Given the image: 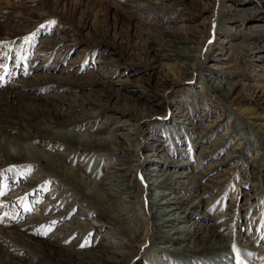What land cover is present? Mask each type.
<instances>
[{
  "label": "bare ground",
  "instance_id": "obj_1",
  "mask_svg": "<svg viewBox=\"0 0 264 264\" xmlns=\"http://www.w3.org/2000/svg\"><path fill=\"white\" fill-rule=\"evenodd\" d=\"M119 1L117 5L122 11L145 14L143 18L155 15L157 11L170 10V4L166 0ZM227 1L244 7H231L236 16L240 14L238 17L241 19L264 21V11L255 9L253 0ZM177 5L176 2L174 6ZM201 13L211 14L212 9L210 11L205 8ZM203 26L204 24H200L190 30L189 37L186 33L179 36L170 33L165 38L150 34L141 38L145 45L151 42L155 45L151 51L157 67L168 68L169 70L164 71L173 72L165 74L160 80L170 84L168 87H176L183 77L192 76L201 54L200 37L204 33ZM259 26L264 28V25ZM74 35L54 34L44 38L40 41L39 49L42 50L41 53L48 46H59L56 49L62 50L70 45ZM258 43L257 40L248 41L241 43L240 47L256 59H264V43ZM107 67L105 64L97 71ZM143 67L140 73L145 75L149 66L145 64ZM213 69L210 66L198 74L197 81L204 86L199 87L201 97H209L208 94L211 93L217 103H228L235 111L246 97H251L257 101L259 107L264 108L263 84L243 85L239 84L238 80L230 82L220 79ZM56 76L65 82L63 75ZM108 76L107 73L102 74L96 84L105 87ZM116 84L118 85L114 88L106 86V99L125 101L123 109L104 104L99 99H83L84 101L79 103L73 101L72 104H66L62 107L63 110L60 109L61 112H57L53 111L55 106L51 100L59 101V97L54 94L44 95L41 97L44 105L37 110L41 118L35 125L33 134L27 123L21 121V125H18L17 121H7L0 115V155L8 152L12 163L23 162V165H28L27 167L33 170L43 164V167L53 173L51 176L50 172L37 169L34 174L37 175L34 181L43 184L40 190L44 188V184L49 186V181L52 183L51 187L49 186L50 196L41 204L35 215L36 223L31 220L21 224V232L16 234L18 240H12L11 243H7L10 242L9 235L0 233V242L6 245L1 249L5 261L11 264H51L36 252L28 255L27 246L32 243H29L31 241L27 232L32 231L34 224H52L57 221L58 227L48 234V238L42 243L63 251L67 261L64 263L65 260H57L53 264H250V253L256 251L255 242L252 244L253 240H257L256 237H246L247 232H244L240 233L237 240H231L226 236L231 226L229 213L222 209L220 212V207H215L224 186L221 180L223 176H210V170L198 169L207 159L214 157L217 151L227 146V141L234 135L233 148L226 157L227 163L233 165V168L239 165L249 166L252 178L257 175L259 179L264 167V138L253 137L251 128L259 126L256 120L260 118V113L246 109L248 113L241 115L237 123H232L229 133L213 139L218 126L204 124L210 113L206 111L197 114L193 107V99L197 97L195 91L192 87H186L179 90L177 98L169 107L173 115L169 123L163 125L168 126V133L152 134V128L155 126L147 125L149 134L142 138L141 143L138 140L139 125L147 119V113H134V109H138L137 106L141 104L132 97L140 91L125 86L124 81H116ZM238 84L242 86V92L233 97L234 88ZM9 92L12 93L10 90ZM146 92L145 97L149 99L148 90H145ZM100 97L105 96L101 94ZM136 97L139 98V94H136ZM142 97L144 96L140 98ZM153 104L158 109L164 107L162 100ZM96 108H99V111ZM72 111L76 113L69 117ZM150 111L157 112L153 108H150ZM100 112L105 114L100 124L96 126L91 123L84 126L86 121L95 119ZM198 115L201 119L195 122ZM188 116L192 117L193 122H186L191 128L179 129L178 123H182L184 117ZM201 126L202 130H199ZM171 131L173 135H169ZM188 133L193 137H188ZM174 135L178 137L175 142L172 140ZM43 139L47 140L41 141ZM179 141L180 147L176 149V143ZM169 142L174 143L172 149L167 147ZM255 143L256 148L260 147V150L253 148ZM62 149L63 152H59ZM193 149L198 150L201 158L207 159H200L191 165L189 160L194 157L191 158L186 151L189 150L190 153ZM243 152L251 155L252 159L246 160ZM106 155L110 158L103 166V158ZM69 157L72 159L67 162ZM142 162H145L144 170L139 168ZM214 165L212 163L210 167ZM217 166H220L219 162ZM27 176L22 175L18 179ZM138 177L145 183V205L134 213V209L138 207V194L142 193ZM248 180L244 178L242 183H248ZM44 192L45 190L40 194L43 195ZM57 209L61 211L56 212ZM75 209L78 211L71 216ZM261 211L259 220H264V208ZM69 216L71 219L67 220ZM61 221L63 223L59 224ZM151 229L155 231L154 238L151 237ZM243 240L244 242H241ZM150 241V254L137 262V250L140 251ZM236 249L243 254L239 261L235 256Z\"/></svg>",
  "mask_w": 264,
  "mask_h": 264
},
{
  "label": "rangeland",
  "instance_id": "obj_2",
  "mask_svg": "<svg viewBox=\"0 0 264 264\" xmlns=\"http://www.w3.org/2000/svg\"><path fill=\"white\" fill-rule=\"evenodd\" d=\"M166 1L170 4V10L157 11L155 15L143 18L145 14H131L122 11L117 5L119 0H0V115L7 121H17L18 125H21V121L27 123L31 134H33L34 127L41 118V114L37 110L44 105L41 99L44 95L54 94L59 97L57 98L59 101L51 100L55 106L53 111L57 112H61L66 104H72L73 101L79 103L84 100L96 101L97 99L104 104L123 109L126 102L116 101L113 98L106 99V89L108 86L114 88L118 85L116 81H124L125 86L133 90L138 89L140 92L136 94H139L140 97L144 96L137 98L136 94L132 95L141 104V106H137L138 109H134V113L138 114L140 111L147 113V119L141 121L139 125L138 140L141 143L142 138L149 134L147 125L155 126L152 128V134L168 133V126L163 125L169 123L173 115L169 107L171 102L177 98L179 90L186 87H192L195 91L197 97L193 99L195 102V105L193 102V107L197 114L206 111L210 113L204 124L218 126L213 139L218 135L229 133L232 123H237L241 119V115L248 113L245 111L246 109L260 113V118L256 120V124L259 126L251 128V135L264 138V108L259 107L256 100L246 97L235 111L230 108L231 105L228 103L219 101L217 103V99H214L211 93L208 95L209 97L212 95V100L209 97H201L199 87L204 88V86L197 81L198 74L211 66L214 68L213 72L220 79L230 82L238 80L239 84L243 85L247 83L264 85V59H256L254 55L240 47L241 43L248 41L257 40L258 44L264 43V28L259 26L264 25V21L252 22L241 19L238 17L240 14L236 16L232 8L244 7L234 4L232 1ZM253 1L256 4L255 9L264 11L263 0ZM176 2L178 5L174 6ZM205 8H209L210 11L212 9V13H201ZM200 24H204V33L200 37L202 49L198 64L191 74L192 76L183 77L176 87L170 88L168 87L170 84L160 80L165 74L173 72L164 71L169 70L168 68L157 67L151 51L155 45L152 42L145 45L141 38L149 34L165 38L170 33L177 36L186 33L189 37V31ZM206 30L208 31L205 33ZM54 34L75 35L71 38L72 43L70 42V45L64 49L58 51L56 47L59 46H48L41 53L40 41ZM58 56L60 58H57ZM134 61L136 62L131 63ZM137 62L139 63L137 64ZM105 64L108 65L107 69L97 71ZM145 64L149 68H147V73L142 75L140 71ZM105 73L109 75L106 78L107 87H102L96 84V81H99L101 75ZM57 74L63 75L65 82L58 79ZM82 83L90 85L83 87ZM239 84L234 88L233 97L242 92V86ZM9 90L12 93H8ZM145 90L149 92V99L145 97L147 95ZM202 91L205 94V91ZM141 92H143L142 95ZM101 94L105 97L101 98ZM160 100L163 101L164 107L158 109L153 103ZM150 108L157 112L150 111ZM96 109L99 111V108ZM75 113V111L68 113L69 117H73ZM104 116L105 114L100 112L95 119L90 118L86 121L84 126L91 123H95L97 126ZM199 119L201 116L198 115L195 122H198ZM191 120L192 117H184L182 123H178V128L187 130L185 128L190 125L186 122H193ZM199 130H202V126ZM170 134L173 135L172 131ZM189 135L193 137L192 134L188 133V137ZM177 138V136L173 137V142ZM234 139L235 136H231L227 141V146L217 151L214 157L209 159L203 157L207 160L198 170L208 169L212 172L210 176L218 175L220 178L223 176L221 180L224 186L215 207H220V212L228 211L230 216L228 218H231L230 230L227 231L226 236L231 240H237L240 233L247 232L248 236L246 237H256L257 240L252 241V244L255 242L253 245L256 251L253 250L250 253L251 260L248 261L250 264H264V251H262L264 250V220H259L261 210L264 208V167L257 179V175H253V178L250 175L252 173L249 166L239 165L233 168V165L228 164L226 157L230 149L233 148ZM180 142L176 143V149ZM173 144L169 142L167 147L172 149ZM256 145L255 143L254 149L257 147ZM257 150H260V147ZM59 152H63V149ZM186 153L191 158L194 157L189 160L191 165L203 159L198 155V150L193 149L190 153L188 150ZM2 156L0 155V233L9 235L10 242L7 243H11L12 240H18L16 234L21 232V224L31 220L36 223L35 215L41 204L50 196L48 193L51 181H49L50 187L44 184V188L40 190L43 184L34 181L37 176L34 174L37 169H43L50 173L51 171L45 166L44 168L43 164L33 170L28 168V165H23V162L12 163L10 159L12 157L8 152L3 153ZM243 156L248 161L252 159L251 155H246L244 152ZM109 158V155L103 158V166ZM71 159L72 157H69L66 161L69 162ZM218 162L219 167L217 166ZM212 163L215 165L210 167ZM262 164H264V159ZM139 168L144 170L145 162L140 163ZM26 174L27 177L18 179ZM52 175L53 173H51ZM248 175L250 177H247ZM244 178L249 179L248 183H242ZM138 180L141 181L139 187L142 193L138 194V207L134 209V213L141 210L142 205H145V183L141 177H138ZM27 182H31V184ZM253 185L254 187H252ZM43 190L45 192L41 195L40 192ZM59 211L61 210H56V212ZM77 211L75 209L71 216ZM70 219L69 216L67 220ZM62 223L61 221L59 224ZM57 227V221L52 224H34L32 231L27 232L31 241L29 243H32V245L29 244L30 248L27 246L28 255L36 252L51 264L56 263L57 260H65L64 263H66L67 256L63 251L42 243L48 238L47 235L54 232ZM154 233L155 231L151 229L152 238H154ZM87 244L89 245V243ZM5 247V243L0 242L1 264H11L5 261L4 255L1 253V249ZM150 247L151 241L147 242L140 251L137 250L136 261L140 262L141 259L149 255ZM242 255L239 249H236L235 256L238 261Z\"/></svg>",
  "mask_w": 264,
  "mask_h": 264
}]
</instances>
